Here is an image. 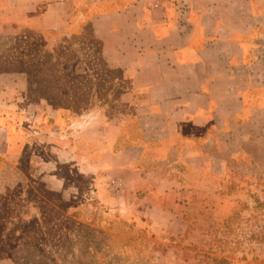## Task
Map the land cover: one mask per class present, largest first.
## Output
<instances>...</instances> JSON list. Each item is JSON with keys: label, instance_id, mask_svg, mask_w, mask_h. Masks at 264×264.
Here are the masks:
<instances>
[{"label": "crops", "instance_id": "obj_1", "mask_svg": "<svg viewBox=\"0 0 264 264\" xmlns=\"http://www.w3.org/2000/svg\"><path fill=\"white\" fill-rule=\"evenodd\" d=\"M0 30L98 42L116 90L100 101L114 107H60L27 89L0 94V160L21 157L33 175L52 165L43 177L50 191L92 196L119 230L157 237L137 235L123 247L181 264L177 241L190 234L180 200L210 184L217 193L233 176L264 183V0H0ZM24 79L0 73V91ZM64 166L79 183L60 176ZM24 216L41 221L42 209L28 206ZM22 229L0 226V264H18L10 247Z\"/></svg>", "mask_w": 264, "mask_h": 264}, {"label": "rangeland", "instance_id": "obj_2", "mask_svg": "<svg viewBox=\"0 0 264 264\" xmlns=\"http://www.w3.org/2000/svg\"><path fill=\"white\" fill-rule=\"evenodd\" d=\"M99 49L98 42H86L71 34H9L0 30V73L28 75V81H13L10 89L4 87L0 94H20L21 89H27L26 94L48 97L60 107H91L94 111L114 107L113 103L100 101L115 95L116 90L109 84L114 75L101 66ZM253 154L262 156L260 152ZM21 163V157L16 156L0 160V226L4 227L3 234L7 221L23 227L18 246L10 247L18 264H162L150 249L121 245L126 239L135 240L137 235L157 237L124 231L122 227L119 230L122 222L104 218V211L99 213L100 206L92 196L71 201L50 191L43 177L53 172L54 166H44L43 173L33 175L31 166ZM238 168L242 174L253 171V177L260 172L258 168ZM22 170L29 171V200L24 197L27 188ZM59 174L68 182H80L67 166L61 167ZM235 177L222 184L218 194L210 184L180 200L177 209L190 234L188 242L177 241V253L184 260L181 264L264 260V183L237 181ZM28 206L31 210L33 206L42 209L41 221H24ZM75 208L81 210L74 219L68 212Z\"/></svg>", "mask_w": 264, "mask_h": 264}]
</instances>
